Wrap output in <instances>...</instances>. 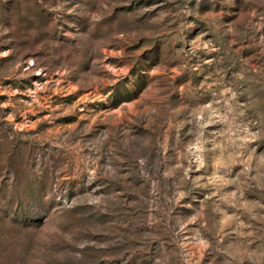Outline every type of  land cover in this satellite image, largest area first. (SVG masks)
<instances>
[{
	"label": "rangeland",
	"instance_id": "rangeland-1",
	"mask_svg": "<svg viewBox=\"0 0 264 264\" xmlns=\"http://www.w3.org/2000/svg\"><path fill=\"white\" fill-rule=\"evenodd\" d=\"M0 264H264V0H0Z\"/></svg>",
	"mask_w": 264,
	"mask_h": 264
}]
</instances>
